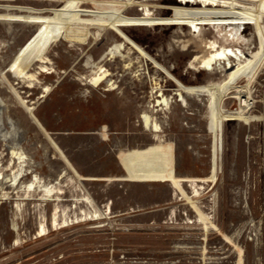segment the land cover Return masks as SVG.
<instances>
[{
	"label": "rangeland",
	"instance_id": "rangeland-1",
	"mask_svg": "<svg viewBox=\"0 0 264 264\" xmlns=\"http://www.w3.org/2000/svg\"><path fill=\"white\" fill-rule=\"evenodd\" d=\"M62 1L0 0L2 133L10 119L18 129L0 132V264H264V53L235 74L189 68L201 51L189 23L200 18L179 0H142L149 18L132 5L114 22L85 2L60 27ZM239 1L264 10V0ZM198 25L204 39H219L211 18ZM117 43L131 66L107 59L112 80L87 84L85 60ZM41 64L47 71L35 73ZM230 76L238 79L216 103L236 108L244 85L254 103L223 116L221 131L212 97L153 106V81L170 96ZM143 113L159 133L144 128ZM12 148L25 160L14 186L46 184L53 198L9 187Z\"/></svg>",
	"mask_w": 264,
	"mask_h": 264
},
{
	"label": "bare ground",
	"instance_id": "bare-ground-1",
	"mask_svg": "<svg viewBox=\"0 0 264 264\" xmlns=\"http://www.w3.org/2000/svg\"><path fill=\"white\" fill-rule=\"evenodd\" d=\"M62 2V7L59 9L57 15L53 19L54 23L59 25L60 27H66L67 25H69L72 22L76 11L85 2L95 3L98 7L100 14L108 15L109 20L112 22L116 21L132 5H138L140 7V10L142 11V15L145 18H149L152 11H150L151 5H149L151 2L149 1V4H147L144 3L142 0H64ZM247 4L239 0H179V6L177 7V9L196 12L194 15L197 18L199 17L200 19L201 16H203V18H211L213 27L219 38L218 40H210L207 38L204 39L201 36L202 28L200 25H198L200 19L198 21H196V19L191 21L189 23L190 32H192V34L195 33L198 37V46H201V51L200 54L194 55L193 58L190 60L188 66L189 68H197L199 70H205L212 73L228 72L235 74V69H238L241 63L246 61L249 65L248 69H250V66L254 63V57H256L258 53H264V10L261 9L260 4L257 2L252 3L251 7ZM206 12L208 13V15H206ZM245 21L247 22V24L251 23V26H253L254 29L253 33L243 34V29L245 28L244 25L246 23ZM253 39L257 41V45H254L252 43ZM254 47H256L255 53H253L252 50V48ZM121 50L122 53H120ZM125 50V46L122 43H117L107 48L103 54L101 53L102 56L98 61L94 62L91 61L92 59H86L84 62V66L89 69V74L85 77L86 83L92 86H98L103 82L109 83L110 80H112L110 79V75L112 73L109 72L103 64V62L107 59H113V57H120V60H123L126 58V60H124L122 63V67L123 69L129 68L132 64V60L131 58H129L130 56H128L130 55L128 51L130 49L126 51ZM124 51L125 53H123ZM37 60L40 63H44L45 61V59L42 57H39ZM46 71L47 67L41 64L37 71H35V73L41 74ZM21 74L24 78H27L31 81L32 78L35 76L34 73ZM237 79V76H230L228 80H225L223 84L219 86L208 85L206 88L199 90H174L170 94V96H165L164 93L160 90L162 86L161 83L158 84L156 81H153L154 86L153 91H151L152 94H154L152 96L154 100L153 106H155L156 109H167L169 108V102H171V99L173 98H175L176 101L185 103L186 105V102L184 100L185 96L200 97L201 95H204L212 97L213 104L211 105V111L214 114L218 115V130L221 131L223 116H242V113H246L251 108L252 103H254V100L249 94L250 92L248 90V85H244L243 87L238 88V93L235 94V99L237 100L236 108L225 109L222 107L221 104L216 103L220 98H222L223 95L226 94L227 90ZM111 84L112 83H110V85ZM3 105L4 102L2 98H0V132L1 136L4 139L8 134L12 132L17 133L18 129L15 123L10 119L8 120V123L11 128V131H4L2 133L3 129L1 111ZM140 118L142 125L145 129L156 133H159L162 130L157 120L152 118L151 115L143 113ZM222 143V138L220 136L219 145H217L219 157H221L223 151ZM11 159L14 162L11 166L12 160H10V164H8V167L9 170H12V172L7 177L10 188L14 189V191L16 192L23 191L25 195H29L30 193L33 194L35 192H41V199L43 200L53 198V195L57 193V191L53 192L51 190L52 186L48 187V185L46 184L36 185L34 186V189L32 188V191H30L28 187L33 184V181L28 182L27 186L23 184V182V186L20 185V182H18L14 186L17 174L19 173V171L22 170L25 160L23 157V153L20 150H16L15 148H12L11 150ZM14 159H17V162ZM1 177L3 178L4 176ZM195 186H192V190L193 192H198L199 188H196ZM50 193H52V195H50ZM53 221L54 223H56V219H54ZM45 231L46 228L43 223H41L37 232L39 233V235H41L45 233Z\"/></svg>",
	"mask_w": 264,
	"mask_h": 264
}]
</instances>
